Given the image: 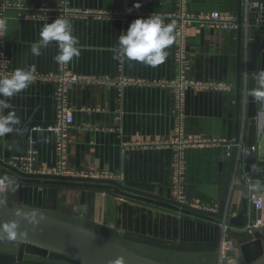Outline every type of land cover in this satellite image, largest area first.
<instances>
[{
  "label": "crops",
  "instance_id": "obj_1",
  "mask_svg": "<svg viewBox=\"0 0 264 264\" xmlns=\"http://www.w3.org/2000/svg\"><path fill=\"white\" fill-rule=\"evenodd\" d=\"M62 1L66 2L70 12L67 20L72 24L73 34L80 41L79 57L67 63L70 71L107 79L123 76L147 83L121 89L117 85L84 82L67 87L66 102L73 113V125L68 131V167L87 175L107 173L127 187L172 199L174 153L164 143L173 137L174 97L170 87L159 83L173 80L179 72L175 44L173 42L167 49L166 60L156 66L122 62L117 57L118 38L132 21L148 18L153 13H175L176 0H0V15L4 14L8 24L4 46L10 71L34 66V74L59 72L60 63L54 59L59 52L55 42L47 49H41L39 56L32 54L31 47L40 38L42 28L59 18L60 11L41 19L28 17L26 10L42 6L55 8ZM134 3H140L141 7L134 8ZM130 8L132 11L128 12ZM239 9L242 21L240 91L237 93V26L234 30H224L194 19L214 10L237 19ZM187 11L194 18L185 32L189 62L184 76L194 81L230 84L232 89L187 88L184 95L185 135L189 138L234 139L239 132L246 144L249 139L247 129H243L246 118L258 119L260 125L264 121V103L248 101V93L264 87V83L258 85V80L263 78L260 70L263 59H258L255 73H247L249 28H245L244 1L190 0ZM56 88V82L34 79L27 89L10 98L20 124L13 132L0 137L1 160L34 151L37 169H47L55 164L54 135L48 127L56 121ZM254 132L256 141L257 128L252 134ZM230 146H194L185 151L186 203L217 208L228 163L226 148ZM0 174L12 173L0 168ZM261 194L264 197V193ZM241 198L240 192L231 193V216L240 211ZM0 200L82 226L156 262L218 264L219 219L180 210L113 187L21 179L19 185L4 188ZM252 215L264 221V207L257 211L248 201V224L252 222ZM259 230L264 237V227ZM228 235L237 247L234 260L242 264L239 247L251 241L252 235H248L244 227L231 225ZM23 264L26 263L23 261Z\"/></svg>",
  "mask_w": 264,
  "mask_h": 264
},
{
  "label": "water",
  "instance_id": "obj_2",
  "mask_svg": "<svg viewBox=\"0 0 264 264\" xmlns=\"http://www.w3.org/2000/svg\"><path fill=\"white\" fill-rule=\"evenodd\" d=\"M258 17V13L251 11L245 19L247 28H249L246 37L247 73L251 75L257 71V63L260 58L263 59L260 70L264 78V9L260 16V29L256 26ZM241 21V11L239 9L235 21L239 42L236 77L237 93L240 91ZM253 93H248V101H255ZM243 126V129H247L249 139L247 136L248 142L243 143L239 132H237L233 144L226 148L228 163L215 211L139 191L112 178L25 173L1 160L0 168L27 180L109 186L124 193L158 201L200 216L219 220L225 219L229 225L243 228L249 222L248 192L264 193V121L260 125L258 119L247 117L246 121L243 122ZM256 128L258 138L255 141V132L252 133ZM244 147H246L245 150H243ZM233 191L240 192L242 198L240 200V211L231 216V193ZM251 219L252 221L255 220L254 215ZM9 222H16L18 225L16 234L11 237L4 230ZM0 242L10 245L19 244L18 253L0 252V264H23L24 256L29 250H36L48 257L72 264H163L140 256L117 242L89 231L82 226L74 225L41 211L8 205L4 202H0ZM239 249L242 264H264V237L260 230H254L251 241L240 245Z\"/></svg>",
  "mask_w": 264,
  "mask_h": 264
},
{
  "label": "built area",
  "instance_id": "obj_3",
  "mask_svg": "<svg viewBox=\"0 0 264 264\" xmlns=\"http://www.w3.org/2000/svg\"><path fill=\"white\" fill-rule=\"evenodd\" d=\"M190 0H176L177 9L175 13L168 15H161L164 18L165 24H173L175 35V59L179 67L177 76L168 82L159 83L162 86H168L173 91L174 97V129L173 137L169 141H165L164 145L169 146L173 150V164L171 175V198L173 200L186 203L184 193V180L186 170L185 151L194 146H216V145H232L234 139H226L223 137H198L189 138L185 135L184 124V95L187 88L195 89H215V90H230L232 85L224 84L216 81H194L189 80L184 76V69L187 66L189 59L186 52V28L190 23L193 16H190L187 11V5ZM244 1V16L245 19L251 11L258 13L259 17L256 19L257 28L260 27V16L264 9L263 0H243ZM7 6V3L4 5ZM15 6V5H14ZM17 8H21L20 5H16ZM60 11L59 18L68 19L70 12L66 7V2L62 1L61 4L55 8L52 7H39L30 8L26 10V15L32 18H46L54 16V13ZM0 18H5L4 14L0 15ZM200 23L224 29L234 30L236 28V19L233 16L223 15L219 11L214 10L206 15L197 16L196 19ZM245 28L247 24L245 22ZM5 32L0 30V78L11 76L13 71L8 69L9 59L5 52ZM34 79L50 80L57 83L55 91L56 101V121L48 129L54 135L55 150L57 160L55 164L47 169H37L35 167L34 151H29L26 155L13 156L9 160L3 161L8 165L19 169L25 173H43L51 175L61 176H84V177H100L110 178L107 173L102 174H82L70 169L67 165L66 154L68 144V131L73 125V113L71 107L66 102V89L70 84L77 82L84 83H99L103 85H117L119 89L128 85H142L147 84L145 81L125 78L123 76L115 77L113 79H107L102 77H90L82 76L70 71L67 64H61L59 72L50 75L34 74ZM262 80V81H261ZM263 78L258 80V85H263ZM35 130L38 128H34ZM9 177L10 183L0 185V197L1 192L8 185H19L21 179L12 174H0V178ZM248 201L251 202L257 211H261L264 207V197L261 193L249 191ZM1 202V200H0ZM188 204V203H187ZM194 206V205H192ZM197 207V206H195ZM215 211V208L211 207H199ZM219 227L221 231L220 241L218 244V264H240L234 260V255L237 251L234 240L228 235L229 225L225 219L220 220ZM264 227V221L261 217H255V220L247 224L244 227L245 232L248 235H252L254 230H259Z\"/></svg>",
  "mask_w": 264,
  "mask_h": 264
},
{
  "label": "clouds",
  "instance_id": "obj_4",
  "mask_svg": "<svg viewBox=\"0 0 264 264\" xmlns=\"http://www.w3.org/2000/svg\"><path fill=\"white\" fill-rule=\"evenodd\" d=\"M134 8H140V3H134ZM131 12L132 9H127ZM173 24H165L164 18L153 13L148 18H137L130 23L123 35L118 38V59L122 62L136 61L147 66H156L163 63L167 56V49L175 40ZM0 30L7 32L8 24L6 18H0ZM55 42L59 52L54 57L55 61L67 64L80 55V41L73 34V27L69 20L56 18L46 24L41 32L38 41L33 43L31 52L34 56L41 54V49H47ZM35 67L21 68L13 72L11 76L0 78V137L13 132L14 127L20 124L9 102L10 98L27 89L34 81ZM255 100L264 103V87L253 93ZM5 110L7 114H5ZM19 131V129H16ZM10 183L9 177L0 178V185ZM18 225L16 222H9L5 226L8 235L14 236Z\"/></svg>",
  "mask_w": 264,
  "mask_h": 264
},
{
  "label": "rangeland",
  "instance_id": "obj_5",
  "mask_svg": "<svg viewBox=\"0 0 264 264\" xmlns=\"http://www.w3.org/2000/svg\"><path fill=\"white\" fill-rule=\"evenodd\" d=\"M0 244V252H9V253H18L19 251V244H8L6 243ZM24 262L26 264H62L63 260L55 259L48 257L46 255H43L41 252L36 250H29L24 256ZM66 262V261H65ZM66 264V263H63Z\"/></svg>",
  "mask_w": 264,
  "mask_h": 264
}]
</instances>
